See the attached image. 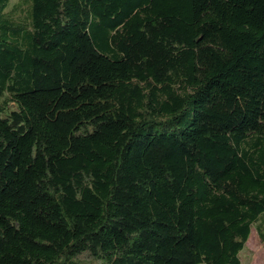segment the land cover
<instances>
[{
    "label": "trees",
    "instance_id": "obj_1",
    "mask_svg": "<svg viewBox=\"0 0 264 264\" xmlns=\"http://www.w3.org/2000/svg\"><path fill=\"white\" fill-rule=\"evenodd\" d=\"M264 241V0H0V264H240Z\"/></svg>",
    "mask_w": 264,
    "mask_h": 264
},
{
    "label": "rangeland",
    "instance_id": "obj_2",
    "mask_svg": "<svg viewBox=\"0 0 264 264\" xmlns=\"http://www.w3.org/2000/svg\"><path fill=\"white\" fill-rule=\"evenodd\" d=\"M17 1L21 0H10V5ZM240 264H264V241L258 238L254 228H251V236L240 252Z\"/></svg>",
    "mask_w": 264,
    "mask_h": 264
},
{
    "label": "crops",
    "instance_id": "obj_3",
    "mask_svg": "<svg viewBox=\"0 0 264 264\" xmlns=\"http://www.w3.org/2000/svg\"><path fill=\"white\" fill-rule=\"evenodd\" d=\"M255 234H257L256 233V231H255ZM251 236V230H250V234H249V236H248V239H249V237ZM258 236V235H257ZM259 238V237H258ZM248 239L246 240V241H248Z\"/></svg>",
    "mask_w": 264,
    "mask_h": 264
}]
</instances>
